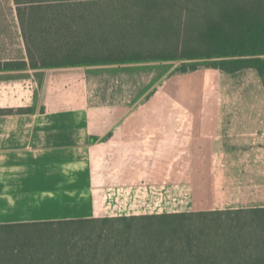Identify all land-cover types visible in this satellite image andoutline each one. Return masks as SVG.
Here are the masks:
<instances>
[{"label": "crops", "instance_id": "crops-1", "mask_svg": "<svg viewBox=\"0 0 264 264\" xmlns=\"http://www.w3.org/2000/svg\"><path fill=\"white\" fill-rule=\"evenodd\" d=\"M142 66L0 72V92L27 94L0 99L26 109L0 115V225L264 209V73L196 71L222 97L196 114V100L168 98L172 80L158 91L164 72L133 85ZM112 68L125 97L103 104ZM242 88L251 98L231 99Z\"/></svg>", "mask_w": 264, "mask_h": 264}, {"label": "trees", "instance_id": "trees-1", "mask_svg": "<svg viewBox=\"0 0 264 264\" xmlns=\"http://www.w3.org/2000/svg\"><path fill=\"white\" fill-rule=\"evenodd\" d=\"M26 60L264 73V0H12ZM12 111H1L9 115ZM0 264H264V209L0 225Z\"/></svg>", "mask_w": 264, "mask_h": 264}, {"label": "rangeland", "instance_id": "rangeland-1", "mask_svg": "<svg viewBox=\"0 0 264 264\" xmlns=\"http://www.w3.org/2000/svg\"><path fill=\"white\" fill-rule=\"evenodd\" d=\"M26 60V51L24 47L23 40L21 38V33L18 25V21L16 18L15 13V6L12 0H0V64L5 62H16ZM187 65L191 63H196L198 68L196 71L207 70L203 65L198 64L203 63L201 60L194 61V62H184ZM134 64H145L142 66L144 69H147L148 76L145 78L143 75L135 77V71L132 70V79L131 83H146L148 82V86L151 87L155 82V75H159L161 72H164V79L159 85V90L163 89V86L169 84L170 82L171 88H174L175 91L173 93L166 94L168 98H171L177 102H181L182 100H196L198 112L196 114H204L205 106L207 103L211 102L213 98H211V93L214 91V99L218 101V105L221 97V92L216 86L213 88L212 84L216 83L215 78L217 77L215 74H210L207 76L203 73H195L193 72H186L181 73L179 68L181 66V61L179 59L168 61V62H160V63H134ZM133 64V65H134ZM124 65V64H122ZM118 66V65H117ZM216 70V69H215ZM25 71V70H22ZM2 72V71H0ZM123 69L120 68H112L106 69L104 72L100 73V81L99 85L100 88L97 89V93L94 92V97H98L99 101L103 104H109L114 102H121L124 100L125 94L123 92L122 85L125 82L123 78ZM137 75L139 73H136ZM155 74V75H152ZM152 75V76H151ZM152 77V78H151ZM142 79V80H141ZM154 79V81H152ZM170 80V81H169ZM129 82V81H128ZM208 83L209 87H204L200 85H206ZM95 84V83H94ZM196 86V87H194ZM183 87V88H182ZM191 88L190 89H186ZM12 92H0V99L2 100H11L16 101L18 98H21L24 95V98L27 97V94L24 93L22 87L14 88ZM32 88H28L25 90H30ZM94 90L96 87L93 88ZM181 89L180 91H177ZM217 89V90H216ZM91 92V89H90ZM249 92V91H248ZM246 92L243 88L239 90V94L233 95L231 99H250V93ZM92 93V92H91ZM7 94V95H6ZM151 94V93H150ZM92 95V94H91ZM129 95V94H126ZM132 95L134 96V91L132 90ZM18 102V101H17ZM17 102H14L16 104ZM4 103V102H1ZM200 105H204L201 107ZM26 110V109H25ZM25 110L22 109H0L1 111H14L16 113L24 112ZM186 110V109H185ZM195 114V113H193Z\"/></svg>", "mask_w": 264, "mask_h": 264}]
</instances>
